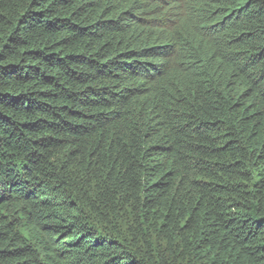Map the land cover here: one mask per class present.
Masks as SVG:
<instances>
[{"label": "trees", "instance_id": "16d2710c", "mask_svg": "<svg viewBox=\"0 0 264 264\" xmlns=\"http://www.w3.org/2000/svg\"><path fill=\"white\" fill-rule=\"evenodd\" d=\"M0 264H264V0H0Z\"/></svg>", "mask_w": 264, "mask_h": 264}]
</instances>
